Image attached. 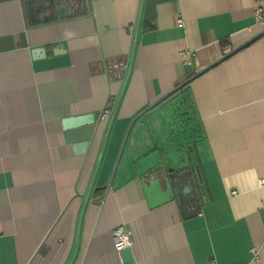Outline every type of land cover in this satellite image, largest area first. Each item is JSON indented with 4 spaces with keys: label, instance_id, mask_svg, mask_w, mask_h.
I'll return each mask as SVG.
<instances>
[{
    "label": "crops",
    "instance_id": "crops-1",
    "mask_svg": "<svg viewBox=\"0 0 264 264\" xmlns=\"http://www.w3.org/2000/svg\"><path fill=\"white\" fill-rule=\"evenodd\" d=\"M259 4L0 0V264H264ZM185 80L183 162L157 115Z\"/></svg>",
    "mask_w": 264,
    "mask_h": 264
},
{
    "label": "rangeland",
    "instance_id": "rangeland-1",
    "mask_svg": "<svg viewBox=\"0 0 264 264\" xmlns=\"http://www.w3.org/2000/svg\"><path fill=\"white\" fill-rule=\"evenodd\" d=\"M182 98L180 92L170 96L166 102L159 105L160 110L157 117L161 120L160 122L158 119L164 134L162 138L163 148L173 157L176 156L177 158L181 154L184 162L188 152L193 151L192 143L195 140V134L190 112L181 105ZM185 165L187 164L185 163Z\"/></svg>",
    "mask_w": 264,
    "mask_h": 264
},
{
    "label": "water",
    "instance_id": "water-1",
    "mask_svg": "<svg viewBox=\"0 0 264 264\" xmlns=\"http://www.w3.org/2000/svg\"><path fill=\"white\" fill-rule=\"evenodd\" d=\"M25 3H26V6H27V9H28V12L30 14L33 11L32 9H35V10L36 9H39L38 11L39 12H42V14H43V12H47L48 10L49 11H53V10L55 11V10H57V12H58L59 11V8H60V0H25ZM55 16H57V14H55L53 17H55ZM159 168L163 172L164 178H165L167 184L169 185L168 186L169 188H170L171 184H173L176 181V179H177L178 182L181 181L182 178H179V177H182L181 173H175V175L173 177L169 176L166 173L167 171L165 169L164 164H162V162L157 163L155 165V168L154 169L157 170ZM184 172H186L187 174H189V180H190L189 182L192 185H194V181H193V178H192V175H191V169L188 167V168L185 169ZM182 182H183V179H182ZM170 191H171V195H172V190H170ZM120 255L122 256V258L124 260H127V261L132 260V254H131L130 246L123 247L120 250Z\"/></svg>",
    "mask_w": 264,
    "mask_h": 264
},
{
    "label": "built area",
    "instance_id": "built-area-1",
    "mask_svg": "<svg viewBox=\"0 0 264 264\" xmlns=\"http://www.w3.org/2000/svg\"><path fill=\"white\" fill-rule=\"evenodd\" d=\"M257 1H261V0H257ZM254 15L257 21L264 22V7H262L261 4L257 5L256 8L254 9ZM178 20L181 21L180 18ZM119 67H121L122 69V64H120ZM106 111L107 110H104V113L101 115L102 118L107 114ZM112 240H113L114 248L118 253L123 247L129 246L131 243L129 234L121 228L113 232Z\"/></svg>",
    "mask_w": 264,
    "mask_h": 264
},
{
    "label": "trees",
    "instance_id": "trees-1",
    "mask_svg": "<svg viewBox=\"0 0 264 264\" xmlns=\"http://www.w3.org/2000/svg\"><path fill=\"white\" fill-rule=\"evenodd\" d=\"M178 85H180L174 92L175 93H178V92H180V94H182V90H183V88L187 85V80H185V81H183L182 82V84H180V82H177L176 84H175V86H178ZM182 103H181V105H183V106H186V108L188 109V112H191L189 109H190V107H191V104L188 102L187 103V101H186V99H185V97H184V95L182 94ZM192 109V108H191ZM192 147L195 149V147H196V141L194 140L193 141V144H192ZM190 163V162H189ZM190 169H191V171H193V170H195V165H190V167H189Z\"/></svg>",
    "mask_w": 264,
    "mask_h": 264
}]
</instances>
